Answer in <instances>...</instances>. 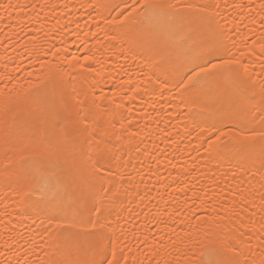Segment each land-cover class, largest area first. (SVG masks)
Instances as JSON below:
<instances>
[{
	"label": "snow or ice",
	"instance_id": "obj_1",
	"mask_svg": "<svg viewBox=\"0 0 264 264\" xmlns=\"http://www.w3.org/2000/svg\"><path fill=\"white\" fill-rule=\"evenodd\" d=\"M0 264H264V0L0 2Z\"/></svg>",
	"mask_w": 264,
	"mask_h": 264
},
{
	"label": "bare ground",
	"instance_id": "obj_2",
	"mask_svg": "<svg viewBox=\"0 0 264 264\" xmlns=\"http://www.w3.org/2000/svg\"><path fill=\"white\" fill-rule=\"evenodd\" d=\"M0 2H3V0H0ZM106 91H107V89H106Z\"/></svg>",
	"mask_w": 264,
	"mask_h": 264
}]
</instances>
